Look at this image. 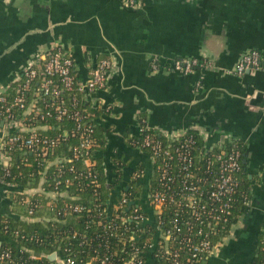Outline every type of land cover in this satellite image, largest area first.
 Masks as SVG:
<instances>
[{
    "label": "built area",
    "instance_id": "obj_1",
    "mask_svg": "<svg viewBox=\"0 0 264 264\" xmlns=\"http://www.w3.org/2000/svg\"><path fill=\"white\" fill-rule=\"evenodd\" d=\"M126 4L138 7L140 0ZM207 63L184 57L176 69L192 73ZM261 64V53L253 49L239 58L234 72H254ZM114 68L115 61L101 55L82 81L71 50L56 42L25 65L15 85L0 91V182L14 200L19 197L23 218L39 220L35 214L42 210L54 221L85 212L96 223L58 231L52 239L5 226L14 244L0 248V264H202L233 235L245 214L238 207H250L251 198L240 191L246 172L239 137L212 144L210 135L196 128L162 135L145 119L131 144L149 156L152 171L139 164L126 182L121 175L126 165L118 162L117 181L106 184L94 158L97 124L83 105L94 100L93 108H103L93 96L109 89ZM152 68L157 71L158 64ZM51 127L53 134L41 132ZM28 153L43 168L38 177L30 174L38 179L35 187L20 189L6 178L15 156L29 164ZM85 191L88 203L72 202ZM50 240L51 250L32 247ZM258 253L264 264V239Z\"/></svg>",
    "mask_w": 264,
    "mask_h": 264
},
{
    "label": "crops",
    "instance_id": "obj_2",
    "mask_svg": "<svg viewBox=\"0 0 264 264\" xmlns=\"http://www.w3.org/2000/svg\"><path fill=\"white\" fill-rule=\"evenodd\" d=\"M56 42L71 50L82 81L97 57L115 61L109 89L93 96L103 105L94 117L101 135L94 158L109 186L118 162L126 182L139 164L152 171L149 156L131 144L141 119L162 135L196 128L212 144L228 135L242 140L250 207L202 264H255L264 239V0H140L138 7L126 0H0V91ZM253 49L261 69L238 75L239 58ZM184 57L208 63L186 73L176 69ZM2 216L24 212L0 182Z\"/></svg>",
    "mask_w": 264,
    "mask_h": 264
},
{
    "label": "trees",
    "instance_id": "obj_3",
    "mask_svg": "<svg viewBox=\"0 0 264 264\" xmlns=\"http://www.w3.org/2000/svg\"><path fill=\"white\" fill-rule=\"evenodd\" d=\"M83 106L87 110V112H89L91 117H96L99 115V112H101L99 109H95L91 107L89 102H85ZM42 124L45 125L44 122ZM99 129L100 127L96 125V130H95L96 143L100 141L99 138L101 137V135H99V132H98ZM41 132L43 134L50 135L55 132V129H53V127H51L50 129H46V130L41 129ZM27 157L30 160L29 164H23L21 159L18 156H15L12 175L6 178V181L15 183L20 189L28 187L29 185L30 187H35L38 179L36 180V182H33L34 180H32V178L30 177V174L32 172L34 177H38L40 170L43 168L42 166L38 165L37 161L34 159V156L32 154L28 153ZM243 168H244V165H243ZM250 182H251V178H248L246 173H244L243 181H241L240 183V191L247 193L249 197L251 198ZM104 183L105 182L101 184V189H105L106 191ZM71 190L73 193H76L75 188H72ZM78 195H80L78 196L79 198L73 200L72 202L88 203V201L90 200V194L88 191H85V193L78 194ZM17 198L19 197L17 196L16 199ZM41 201L43 202V204H45L47 199L41 197ZM18 206L21 208V205L19 203H18ZM246 211H247L246 206H243L242 208L238 207L239 214L246 212ZM43 213L44 212L42 210V212L35 214V216L37 217L40 216V219L35 220L33 222H28L26 218H23V217L21 218L9 217V216L0 217V244H1L0 248H3L5 247V245H8V244H14V242H12L13 238H11L9 234H4L5 226H7L10 229L19 228L29 233H38L40 237L42 238H49L50 235H52L53 237L55 233H58V231H61L64 229H69V228L82 229L83 226H88L89 224L91 226H96L95 221H89L90 217L85 212L82 214L74 213L64 218L61 217L59 218V220H55V221L54 220H51V221L44 220L42 217ZM52 237L50 238L52 239ZM50 242L51 240L49 242L47 241L45 244H42L41 246L33 245L32 247H35V249L39 251L41 250L48 251L52 249V247L49 245ZM258 252H259V247H258ZM258 252H257V258H256L255 264H260L261 262V256H259Z\"/></svg>",
    "mask_w": 264,
    "mask_h": 264
},
{
    "label": "water",
    "instance_id": "obj_4",
    "mask_svg": "<svg viewBox=\"0 0 264 264\" xmlns=\"http://www.w3.org/2000/svg\"><path fill=\"white\" fill-rule=\"evenodd\" d=\"M259 70L257 71H254V72H250V71H247L245 74H251V73H255V72H258ZM52 258H54V255L51 256Z\"/></svg>",
    "mask_w": 264,
    "mask_h": 264
}]
</instances>
